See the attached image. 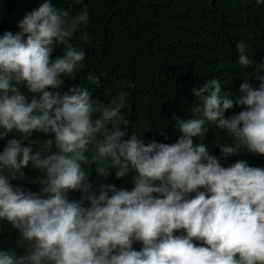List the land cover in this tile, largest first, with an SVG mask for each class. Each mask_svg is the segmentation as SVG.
I'll return each mask as SVG.
<instances>
[{"label":"clouds","instance_id":"9594fccd","mask_svg":"<svg viewBox=\"0 0 264 264\" xmlns=\"http://www.w3.org/2000/svg\"><path fill=\"white\" fill-rule=\"evenodd\" d=\"M89 20L87 6L73 16L42 0L16 33L0 36V140L12 134L0 151V224L17 234L0 264H264V167L221 164L245 150L264 156V60L237 43L258 86L244 80L235 99L218 79L194 87L193 115L174 118L176 142H142L120 126L129 91L107 103L87 88L59 91L86 67L71 41ZM79 39L91 42L86 31ZM234 105L244 110L226 117ZM206 123L232 138L219 157L196 142ZM88 169L105 179L132 174L134 187L92 184ZM25 180L38 191L13 183Z\"/></svg>","mask_w":264,"mask_h":264},{"label":"trees","instance_id":"16d2710c","mask_svg":"<svg viewBox=\"0 0 264 264\" xmlns=\"http://www.w3.org/2000/svg\"><path fill=\"white\" fill-rule=\"evenodd\" d=\"M41 2L0 0V36L8 31L16 33L17 21ZM53 4L68 9L73 16L87 6L90 18L88 27L71 41L78 50L84 48L86 67L65 77L59 91L67 92L74 86L87 88L94 99L99 97L105 103L119 90L129 91L120 126L142 142H176L180 133L174 118L193 115L194 87L218 79L222 90L235 99L244 80L258 86L255 66L242 68L236 50L237 43L244 42L255 63L264 60V4L257 5L256 0H82L80 4L53 0ZM85 31L90 43L79 39ZM62 53L63 46H57L50 59ZM89 75L99 78V86L88 80ZM243 110V106L234 105L226 117ZM205 127L206 137L195 138L196 142L205 143L210 154L219 157L218 145L231 143L232 138L213 124L206 123ZM11 138L12 134L0 140V151ZM237 160L264 167V156L246 150L221 164L228 167ZM24 171L29 179L39 175L31 169ZM89 177L92 184L97 180L129 191L134 187L132 174L119 179L111 174L105 179L90 171ZM13 183L38 191V186L27 180ZM70 195L78 198L79 194ZM16 235L10 224H0V250H7ZM134 247L139 250L140 245Z\"/></svg>","mask_w":264,"mask_h":264}]
</instances>
